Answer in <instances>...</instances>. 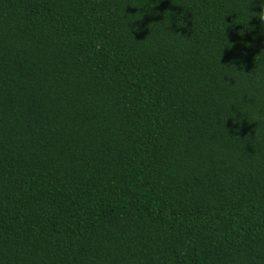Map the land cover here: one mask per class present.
<instances>
[{
	"label": "trees",
	"instance_id": "trees-1",
	"mask_svg": "<svg viewBox=\"0 0 264 264\" xmlns=\"http://www.w3.org/2000/svg\"><path fill=\"white\" fill-rule=\"evenodd\" d=\"M264 0H0V264H264Z\"/></svg>",
	"mask_w": 264,
	"mask_h": 264
},
{
	"label": "clouds",
	"instance_id": "clouds-1",
	"mask_svg": "<svg viewBox=\"0 0 264 264\" xmlns=\"http://www.w3.org/2000/svg\"><path fill=\"white\" fill-rule=\"evenodd\" d=\"M259 19H260L261 21H264V13H261V14L259 15Z\"/></svg>",
	"mask_w": 264,
	"mask_h": 264
}]
</instances>
